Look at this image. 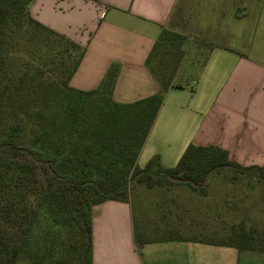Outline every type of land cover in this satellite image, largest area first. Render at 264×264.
<instances>
[{
	"label": "trees",
	"instance_id": "obj_1",
	"mask_svg": "<svg viewBox=\"0 0 264 264\" xmlns=\"http://www.w3.org/2000/svg\"><path fill=\"white\" fill-rule=\"evenodd\" d=\"M32 1L0 0V264H92L93 206L127 201L132 182L205 192L210 173L224 167L238 186L217 203L227 224L192 238L264 252V164L242 165L218 145L194 143L174 166L158 154L137 164L164 93L178 86L185 36L162 28L144 62L158 91L117 102L118 63L96 88L72 87L85 46L35 19ZM133 234L135 242L177 236L143 239L134 222Z\"/></svg>",
	"mask_w": 264,
	"mask_h": 264
},
{
	"label": "crops",
	"instance_id": "obj_2",
	"mask_svg": "<svg viewBox=\"0 0 264 264\" xmlns=\"http://www.w3.org/2000/svg\"><path fill=\"white\" fill-rule=\"evenodd\" d=\"M29 12L85 46L72 87L96 88L118 63L117 102L158 91L144 62L162 28L205 48L190 81L176 83L184 44L173 84L194 81L186 87L192 95L184 101L175 87L164 93L139 166L146 147V161L158 154L164 167L174 166L189 143L218 145L242 165L264 164V0H33ZM92 211V264H264V252L188 236L135 242L132 210L121 201Z\"/></svg>",
	"mask_w": 264,
	"mask_h": 264
},
{
	"label": "rangeland",
	"instance_id": "obj_3",
	"mask_svg": "<svg viewBox=\"0 0 264 264\" xmlns=\"http://www.w3.org/2000/svg\"><path fill=\"white\" fill-rule=\"evenodd\" d=\"M185 43L189 51L180 73L175 77L176 83L183 80L190 81L196 72L195 68L191 67V64H194L197 59L201 60L205 50L195 39L185 40ZM175 88L178 89L177 94L184 101L192 95L186 87L176 86ZM156 136H158L157 132ZM147 148L144 149L140 156V165H144L146 162ZM231 173L232 169L228 167L210 173L205 192L191 189L185 183L171 185L166 190L165 187L162 189L159 187L148 188L144 184H133L132 182L128 200L121 202L130 206L135 231L140 238H160L167 235L181 237L214 236L215 234L212 232L214 228L219 230L224 224H227L224 222L227 214L225 211H217L216 207L220 206V203L219 206L217 203L219 200L224 201L227 194L234 192V188L238 187L228 180V176ZM172 198L178 199L180 204L163 205ZM228 204H231V202ZM173 212L178 214L173 215L171 218ZM217 215H221L220 219ZM258 215L256 212L253 214V216ZM215 219L220 220L221 227L217 225L218 221ZM219 231L222 232V229ZM218 235L220 234L218 233ZM136 249L139 252L138 248Z\"/></svg>",
	"mask_w": 264,
	"mask_h": 264
},
{
	"label": "built area",
	"instance_id": "obj_4",
	"mask_svg": "<svg viewBox=\"0 0 264 264\" xmlns=\"http://www.w3.org/2000/svg\"><path fill=\"white\" fill-rule=\"evenodd\" d=\"M194 83H195V82L193 81L191 84H186V87L189 88V89H192Z\"/></svg>",
	"mask_w": 264,
	"mask_h": 264
}]
</instances>
